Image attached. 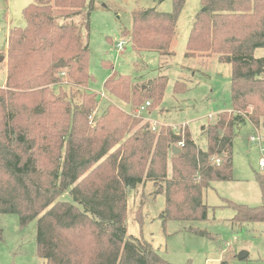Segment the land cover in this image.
I'll return each instance as SVG.
<instances>
[{
	"label": "trees",
	"instance_id": "trees-1",
	"mask_svg": "<svg viewBox=\"0 0 264 264\" xmlns=\"http://www.w3.org/2000/svg\"><path fill=\"white\" fill-rule=\"evenodd\" d=\"M184 4L175 0L172 13L135 11L132 31L123 32L134 52L175 55ZM202 6L185 56H218L231 65L233 105L202 129L204 147L187 127L164 126L157 133L114 104L91 120L99 96L87 89L86 34L95 0H34L24 11L26 28L10 31L0 88V215L18 216L21 226L37 222L44 264H171L127 234L129 192L152 182L155 194L166 198L164 223H196L208 220L205 192L233 181L236 128L250 123L259 130L264 122V57L255 56L264 48V0H202ZM168 82L165 75L142 83L121 77L105 87L133 109L150 102L151 112L163 102ZM185 90L176 83L175 93ZM256 180L262 205L227 202L236 210L233 223H264V174Z\"/></svg>",
	"mask_w": 264,
	"mask_h": 264
},
{
	"label": "rangeland",
	"instance_id": "rangeland-1",
	"mask_svg": "<svg viewBox=\"0 0 264 264\" xmlns=\"http://www.w3.org/2000/svg\"><path fill=\"white\" fill-rule=\"evenodd\" d=\"M33 3L34 0H0V88L6 85L10 31L26 28L24 11ZM174 7L175 0H95L90 31L86 34L91 76L87 89L99 96L95 117L103 116L112 104L138 117V108L133 109L110 95L106 82L129 77L142 83L165 75L169 82L163 102L138 118L149 123L157 133L164 126L178 131L187 127L193 139L204 147L202 129L215 124L221 113L232 112L233 105L231 65L222 63L218 56H185L193 24L203 9L202 0H185L172 57L149 51L135 53L131 37L123 35L124 31H132L135 11L155 9L172 13ZM123 40L128 42L121 52L117 46ZM255 56L264 57V48L256 50ZM61 76L65 77V73ZM177 82L185 84L184 92L175 93ZM63 89L71 95L69 85H64ZM75 102L78 104L80 99L76 97ZM95 124L96 119L92 125ZM235 134L234 179L217 182L205 192V203L209 206L207 221L164 223L165 195H156L154 184L147 182L128 194L127 234L151 244L153 250L171 264H264V223L235 224L236 210L227 206V202H231L234 206L254 208L263 203L256 175L264 174L260 167L264 122L259 130L250 123L242 125L236 128ZM253 137H259L260 141L253 142ZM64 200L70 201V197L65 196ZM192 227L208 232L212 238L191 232ZM36 229V221L21 226L18 216L0 215V264H44L37 255ZM242 253L246 257L241 259Z\"/></svg>",
	"mask_w": 264,
	"mask_h": 264
},
{
	"label": "built area",
	"instance_id": "built-area-1",
	"mask_svg": "<svg viewBox=\"0 0 264 264\" xmlns=\"http://www.w3.org/2000/svg\"><path fill=\"white\" fill-rule=\"evenodd\" d=\"M127 42H128V40H126V41H121L119 44H118V46H117V48L121 51V52H123L124 51V46H126V44H127ZM150 106V102H147L145 105H143V106H141L140 108H138V110H137V115H138V117H140V116H143V113L144 112H146V111H148V107ZM94 117H95V112H94V114H93V117H91V120L93 121V119H94ZM157 129V126H155L154 127V130H156ZM252 141L253 142H259L260 141V138L259 137H257V138H255V137H253L252 138ZM183 144L182 143H180L179 144V146H182ZM262 155H263V157H262V159H261V163H260V167H261V170L262 171H264V148H262Z\"/></svg>",
	"mask_w": 264,
	"mask_h": 264
},
{
	"label": "water",
	"instance_id": "water-1",
	"mask_svg": "<svg viewBox=\"0 0 264 264\" xmlns=\"http://www.w3.org/2000/svg\"><path fill=\"white\" fill-rule=\"evenodd\" d=\"M2 60H3V57H2ZM56 67L57 68H62L63 67V63L62 62H58L57 64H56ZM180 150L178 149V148H174V153H178ZM246 257V254H244V253H242V254H240V256H239V258H245Z\"/></svg>",
	"mask_w": 264,
	"mask_h": 264
}]
</instances>
